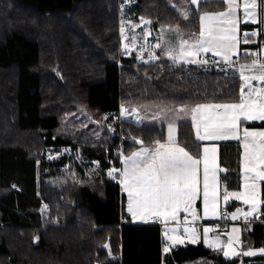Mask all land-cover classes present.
Here are the masks:
<instances>
[{"label":"trees","instance_id":"trees-1","mask_svg":"<svg viewBox=\"0 0 264 264\" xmlns=\"http://www.w3.org/2000/svg\"><path fill=\"white\" fill-rule=\"evenodd\" d=\"M124 3L0 0V264H260L202 242L164 253L161 228L127 214L109 170L140 146L133 137L147 146L167 137L165 125L137 124L121 108L238 102L241 80L213 66L127 57L123 16L199 31L202 12L185 20L169 0ZM189 123L176 138L199 157ZM64 148L73 154L49 158ZM221 162L225 186L239 189V142L222 143ZM242 235L245 249L264 246V222L243 224Z\"/></svg>","mask_w":264,"mask_h":264},{"label":"snow or ice","instance_id":"snow-or-ice-1","mask_svg":"<svg viewBox=\"0 0 264 264\" xmlns=\"http://www.w3.org/2000/svg\"><path fill=\"white\" fill-rule=\"evenodd\" d=\"M191 4L199 5L200 0H190ZM226 4V9L219 12L199 14V32L190 33L188 38L179 32V27L175 29L178 35V42L175 47L170 42L164 41L168 47L164 49L165 54L173 62H187L192 64L205 65L207 59H197L211 53L219 60L214 63H223L228 69L236 72L242 81L239 94L236 97L238 102L232 103H203L196 104L189 108L187 105L179 109H169L173 112L172 117L167 112L161 110L163 118L168 121V135L165 142L154 140L151 146H145L144 142L137 141L133 137V142H138L141 146L137 151L124 157L123 169H110L109 175L114 173L120 175V184L127 193V211L132 218L145 220L149 218H162L165 222L164 236L166 243L163 248L164 253H169L174 246L186 243L197 244L199 236L195 227H189L188 217L191 216V223L199 219L195 203L198 199L203 200V213L205 216L217 213L218 192L216 190L217 173H227L226 169H221L216 162L217 148L213 146L209 149L203 148L202 160L194 157L184 147L179 146V142L174 135L176 120L180 114L189 115L191 123L195 129V140L197 142L224 141L237 139L242 141V179L243 190L229 192L225 187L223 200L227 202L230 197L236 200H243L245 204L251 205L247 212H243L244 219L247 220L257 213L258 205L264 204L260 199L259 181H264V131H249L243 129V136L239 135L241 119L264 121V55L260 53H246L251 57L250 63H240L238 59L237 47L240 41L237 37V0H221ZM257 3L256 0H244V15L251 17L255 21ZM249 9L252 11L250 12ZM185 20L189 17V12L184 9L181 12ZM143 19V18H141ZM150 24V20L144 21ZM135 27V26H134ZM164 28L162 26L161 33ZM124 28L121 27V34ZM148 34L145 33V36ZM248 33H244V43H248ZM251 35L255 36L256 33ZM125 39H128L125 37ZM131 43L136 44V37L132 36ZM153 48H162L161 43H157ZM125 52H130L128 44L124 45ZM141 47V56L143 55ZM150 59H159L154 53H150ZM224 70V69H222ZM258 82L257 87L253 82ZM129 112L128 109L121 108V115ZM131 113L136 114L137 123L140 122L138 110L132 109ZM160 114L154 115L153 120L159 119ZM209 152L212 153L211 158ZM199 154V153H198ZM201 164L203 187L201 192ZM212 179V190L209 191V177ZM47 207V206H45ZM183 212L185 216L183 222L178 217ZM240 208L231 214V219H237V214L241 213ZM175 222L176 226L169 228V222ZM182 229L184 235L179 232ZM212 229L205 227L203 233L204 243L209 247L219 248L225 257L229 255H239L232 245L239 243L238 238L233 241L230 237L225 243L219 237L209 242L207 234ZM233 232L238 229L233 228ZM264 253V248L259 250ZM247 256L255 255L254 251L243 253Z\"/></svg>","mask_w":264,"mask_h":264},{"label":"crops","instance_id":"crops-1","mask_svg":"<svg viewBox=\"0 0 264 264\" xmlns=\"http://www.w3.org/2000/svg\"><path fill=\"white\" fill-rule=\"evenodd\" d=\"M226 8V4H224V9ZM223 9V10H224ZM222 10V11H223ZM221 11V10H220ZM206 12H208V13H214L213 11H206ZM218 12V11H217ZM263 18H264V16H262V14L261 15H259V19H260V21H261V25L263 24L262 23V20H263ZM141 19H139V20H136L137 22L138 21H140ZM143 20H150V19H145V18H143ZM135 21V20H134ZM257 20L255 19V21H253L252 20V22H248L247 24H250L251 26H246V25H244L243 23H242V21L241 20H239V23H240V26L239 25H237V32H238V30H239V32H240V36H239V38H238V40L240 41V43L238 44V47H237V49H239V50H246V52L245 53H240V54H238V57H234V59H238L239 60V62L240 63H250L251 62V57L250 56H246V53H260L261 55H264V42L262 41V39H260V38H255L253 35L252 36H250L251 38H252V41H248V43H244L243 42V38H244V33L245 32H252V31H254L256 28H257V23H258V21L256 22ZM144 22V21H143ZM154 23V22H153ZM153 23H152V27L153 28H151V30L150 31H152V32H155V33H160L161 32V26L160 25H157V24H155L154 23V25H153ZM133 24V23H132ZM242 24V25H241ZM143 26V29L141 30L142 32L144 31H146V30H144V26L145 25H142ZM167 26V28H166V30L165 31H168V30H170V26H168V25H166ZM264 28V27H263ZM146 32H148V31H146ZM259 32L261 33V32H263V30H262V28H261V30H259ZM184 38H188V37H186V36H184ZM173 40H170L169 39V41L168 42H170V44L171 45H174V42H172ZM125 55L127 56V57H136L137 58V54L135 53V52H132V53H125ZM203 56V55H202ZM144 59L143 60H141V61H148L147 59V57H148V53H147V51H145V53H144ZM201 57H198L197 59H200ZM203 59H207L208 60V63L207 64H205V65H207V66H213L214 68H216V69H218V70H221V71H224V72H226V73H230V74H236L237 76H238V74L236 73V72H234V71H232L231 69H228L227 68V66L225 65V64H223L222 62L221 63H219V64H216V63H214L213 62V60H219L220 58L219 57H213L211 54H207L206 56H203ZM139 60V59H138ZM161 60V59H160ZM157 61H159V60H157ZM168 63H171V64H185V65H188V64H192V63H187V62H180V61H176V62H173L172 60L171 61H167ZM222 69H224V70H222ZM257 87H259L260 85L258 84V82H253ZM241 84H242V81H241ZM201 104H203V103H201ZM193 105H196V104H193ZM181 107H183L182 105H181ZM193 107V106H192ZM127 113V112H126ZM126 113L124 114V116H127V117H129V116H132V117H134V121L136 122V117L133 115V114H129V115H126ZM188 121H190L191 122V119H189ZM261 122H263V121H261V120H247V121H245V120H243V118L241 119V122H240V125H239V127H240V129H241V131H240V133H239V135L242 137L243 136V129L244 128H247L249 131H264V126H253V125H250V124H253V123H261ZM180 123H182V122H177L176 124H175V136L177 137V132H178V125L180 124ZM192 124V123H191ZM193 131H194V134H195V129L193 128ZM140 141V140H139ZM231 141H233V142H239V144H240V147H241V187L239 188V189H230V188H227V186H225V184H224V182H223V179H222V176L225 174V173H223V172H220V173H217V181H216V190H217V192H218V204H217V213L215 214V215H212L211 214V212L209 213V215H207V216H205L204 215V213H203V200H202V196H201V199H198L197 201H196V203H195V207H196V209H197V214H198V216H199V219L195 222V224H192L191 223V220H192V218H191V216H189L188 217V220H189V227H195L196 229H197V233H198V236H199V242L198 243H200V242H202L205 246H207V247H209L207 244H205L204 243V239H205V236H204V233H203V229L205 228V227H207V228H210V229H212L211 227H210V225L209 224H207V225H205V226H203V227H201L200 226V224L201 223H206V222H210L211 220H214V219H216V218H218L219 216H220V213H221V208L223 207V206H226L227 208H228V202H230V201H238V202H240V204L237 206V207H235L234 209H229L228 210V219H229V221H230V223H229V225L228 226H226L225 228H223V229H218V230H213L212 229V231H210L208 234H207V239L209 240V242H211L212 240H214L216 237H219L222 241H224L225 243L228 241V239L231 237L232 239H233V241H235L237 238H238V240H239V243H233V245H232V247H233V249L237 252V253H239V255H235V256H240V257H242V258H248L249 259V262L250 261H252V262H258V263H260V264H264V253H262V252H260L259 250L260 249H262V248H264V246H260V247H253V248H248V249H245L244 248V246H243V235H242V227L241 226H238L239 224H236V223H234V221L235 220H237L238 218H241V217H244L243 216V208H247V210H248V208L249 207H251V205H249V204H245L244 202H243V200H236L235 198H233V197H230L229 198V200L227 201V202H225L224 200H223V194H224V190H225V187L227 188V191H229V192H234V191H242L243 190V179H242V158H243V146H242V141L241 140H237V139H228V140H224V141H208V140H205V141H202L201 142V155L199 156V157H196V156H194L189 150H187L182 144H180L179 143V146H181V147H184L187 151H189V153L191 154V155H193L194 157H196V158H199V159H201L202 160V158H203V148L205 147V146H207L209 149H211L213 146H215L216 148H217V152H216V162H217V164H218V166L221 168V169H226L227 171H228V168L227 167H225L224 165H223V163L221 162V145H222V143L223 142H231ZM163 143V142H162ZM145 145V144H144ZM141 146V145H140ZM140 146L137 148V149H135V150H133L132 152H134V151H137L139 148H140ZM145 146H147V145H145ZM131 152V153H132ZM130 153V154H131ZM129 154V155H130ZM129 155H127V156H129ZM211 155H212V153L211 152H209V157L211 158ZM124 157H126V156H124ZM124 157H123V159H124ZM123 159H122V161H121V165H120V168L119 169H123V167H124V164H123ZM202 167H203V165L201 164V177H200V179H201V192H202V187H203V179H202ZM121 179V177H120V175H119V180ZM263 182L264 181H259L258 182V184H259V192H260V199L261 200H264V193H263V189H262V184H263ZM212 179H211V175H210V177H209V191H210V193H211V190H212ZM121 192L126 196V198H127V193L123 190V186L121 185ZM243 207V208H241V206ZM240 206V207H239ZM264 206V204H260V205H258L257 207H258V211H257V213H255V214H253V215H256V214H258V215H260L259 213H260V211L262 210V207ZM126 208H127V199H126ZM237 208H240L241 210H242V212L241 213H238L237 214V219H235V220H233V219H231V214L232 213H234V212H236V209ZM126 211H127V209H126ZM127 214L128 215H130V217H131V221L133 222V223H135V224H143V223H147L148 222V219H145V220H140V219H133L132 218V216H131V214L130 213H128V211H127ZM184 216H185V213H183V212H181L180 214H179V217H178V219L181 221V222H183V218H184ZM161 220L164 222V220L161 218ZM176 226V224H175V222H169L168 223V227L169 228H172V227H175ZM165 227V226H164ZM164 227H162L161 228V236H162V250H163V248H164V245H165V243H166V238H165V236H164ZM233 228H235V229H238L239 231L238 232H233L232 230H233ZM179 234L180 235H184V233H183V231H182V229L180 230V232H179ZM187 239L188 238H186L185 237V240H186V243L185 244H187ZM184 244V245H185ZM179 246H183V245H178V246H174V247H172V248H176V247H179ZM212 248H215V247H212ZM216 249H219V248H216ZM247 251H254L256 254L255 255H252V256H247V255H244L243 253H245V252H247ZM235 256H233V255H229L228 257H235ZM199 263H201V264H204V262H199Z\"/></svg>","mask_w":264,"mask_h":264},{"label":"rangeland","instance_id":"rangeland-1","mask_svg":"<svg viewBox=\"0 0 264 264\" xmlns=\"http://www.w3.org/2000/svg\"><path fill=\"white\" fill-rule=\"evenodd\" d=\"M134 1L135 0H125V3L122 6L126 7L128 9V7L130 5H132V3ZM169 1H170V4L175 8V10H177L178 12H182V10L186 9L189 12V15H190V12H194L195 10L199 11L200 8H201L202 14H203V12H206L207 10H214L213 12H217V11L219 12L220 10L222 11L224 9V3H222L221 0H218V1L217 0H215V1H213V0H200L199 5L191 4L190 0H169ZM237 3L239 4V8L237 9L238 20H241L243 24H247L248 22H252L253 19L250 16L246 17L244 15V0H237ZM249 3H251V0H249ZM256 3H257V8L255 10L256 11L255 19L258 21V23L256 25L257 28L252 32L247 31L245 33H248L250 36H252L251 34L255 32L256 35L254 37L259 38V36H264V28H263L264 27V18L262 20V23H263L262 25H261V21L259 19V15L262 14V16H264V0H256ZM200 5H202L203 7H201ZM249 11L251 12L252 10L249 9ZM126 12H129V10H127ZM143 21H146V20L141 19L140 21L137 22V21H134L130 18H127L126 16L125 17L123 16L122 21H121V27L124 28V33L121 34L122 41H123V51L126 54L135 52L137 54V59H139L140 61L145 58L144 57L145 51H147V53H148V57H147L148 61L156 62L157 60H160V59H163V61H171V59H169V57L165 54L164 49L166 47H168V44H165L164 41H169V39L173 40L172 42H174V45H171V46H173V47L176 46V44L178 42V35H177V32L175 31V29L177 28V26L179 27V32L182 33L186 37H188V35L190 33H198L199 32V31H189V29L181 28L177 24H170V25H168V26H170L169 27L170 30L165 31L167 26L166 25H160L161 28H162V26L164 28L163 34L161 32L155 33V32L150 31L151 28H153L151 26L153 21L150 20L151 21L150 24H145ZM142 25H145L144 30H146L148 32H146V31L142 32L141 31L143 29ZM153 25H154V23H153ZM238 25L240 26V23H238ZM261 28H262L263 32L260 33L259 30H261ZM145 33H147L148 35L145 36ZM249 35H248L247 39H248V41H252V38ZM132 36L136 37L135 46H133L131 43ZM239 36H240V32L238 30L237 37L239 38ZM125 37H127L128 39H125ZM244 39H245V36L242 40L244 41ZM157 43H161L162 48H153L152 47ZM125 44L129 45L130 52H125V50H124ZM142 46H143L144 50H143V55L141 56V47ZM237 52H238V54L245 53L246 50L237 49ZM150 53H154V55L158 56L159 59H150L149 58ZM209 54H211V53H209ZM200 57H201L200 59H203V56H200ZM181 105L182 104H178V103L127 104V105H124L123 108L129 110V112H127L126 115L133 114V113H131L132 109L138 110L140 122L137 123V121H136L137 124L147 125V126L165 125L166 126V137H167V135H168V127H167L168 121L163 118V115L161 114V110H164V112H167V115L169 117H172V115L174 113L168 112V110L169 109H173V110L179 109V108H181ZM185 105H187L189 108L194 106L193 103L183 104L182 106H185ZM157 114H160V118L153 120L152 117L154 115H157ZM133 115L136 117V114H133ZM129 117L132 118V116H129ZM129 117H127V118H129ZM189 119H191L189 115H185V114L181 113L180 118L176 120V123L178 121L179 122H190V121H188ZM128 120H130V119H128ZM189 124H191V122ZM186 126H187V124L183 125V127L185 129H188L189 127H186ZM192 128H193V126H192ZM174 135H176V134L174 133ZM64 154L70 156L73 154V152L69 148H64L58 152L48 151L49 158H51L53 160H55L56 158H58L60 156H63ZM113 175H115V173ZM241 208H243V207L241 206ZM250 208L251 207H249L248 210H247V208H243V211L247 212L250 210ZM238 226L242 227V224H239ZM164 231H165V227H164ZM209 248H212V247H209Z\"/></svg>","mask_w":264,"mask_h":264},{"label":"built area","instance_id":"built-area-1","mask_svg":"<svg viewBox=\"0 0 264 264\" xmlns=\"http://www.w3.org/2000/svg\"><path fill=\"white\" fill-rule=\"evenodd\" d=\"M129 119L131 121L134 120L133 117L132 118L129 117ZM259 222H264V220H261L260 216L258 214L249 217L247 220H245L244 217H241V218H238L237 220L234 221V223L242 224V225L243 224H254V223H259ZM147 223L156 224L160 228L165 226V222H163L161 220V218H149ZM229 223H230V221L228 219V208L226 206H223L221 208V213H220V216L218 218L211 220L210 222L201 223L200 226L203 227V226L209 224L213 230H218V229L225 228L226 226L229 225Z\"/></svg>","mask_w":264,"mask_h":264}]
</instances>
